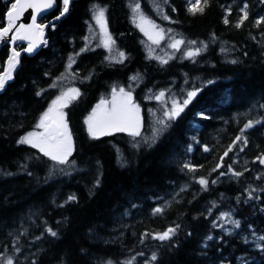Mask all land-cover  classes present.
<instances>
[{
  "label": "trees",
  "instance_id": "16d2710c",
  "mask_svg": "<svg viewBox=\"0 0 264 264\" xmlns=\"http://www.w3.org/2000/svg\"><path fill=\"white\" fill-rule=\"evenodd\" d=\"M14 2L0 0V28ZM136 3L162 31L159 44L137 27L138 19L133 22ZM245 4L248 18L237 28ZM94 5L106 9L114 41L108 48ZM190 6L189 0H74L66 16L47 27L45 45L33 56L21 55L0 92L2 257L13 264H264V240L257 239L264 236V164L257 159L264 156V21L255 23L264 17V3L208 0L195 14ZM62 10L63 0H56L41 21ZM174 40L184 43L173 49ZM25 45L18 41L16 48ZM196 48L202 49L198 55H186ZM9 56L5 44L0 73ZM70 56L75 63L68 69ZM68 88L80 92L65 108L74 141L68 161L74 163L61 165L17 141ZM113 88L131 90L141 109L140 136H90L85 118ZM194 89L184 111L167 120L172 101L182 104ZM161 119L168 127L150 143ZM249 121L260 123L244 129ZM237 136L247 144H234ZM70 195L76 199L69 201ZM225 212L241 227L219 220ZM177 225L171 239L153 238Z\"/></svg>",
  "mask_w": 264,
  "mask_h": 264
},
{
  "label": "snow or ice",
  "instance_id": "6c2138e0",
  "mask_svg": "<svg viewBox=\"0 0 264 264\" xmlns=\"http://www.w3.org/2000/svg\"><path fill=\"white\" fill-rule=\"evenodd\" d=\"M54 0H15L14 3L11 4V7L7 13L8 19V26L5 28H0V40L10 39V40H23V39H30L32 37H36V40H32L29 43L28 47L24 49L26 52H32L36 48L37 40L43 36V25H39L36 23L37 16L33 14L31 24L24 25L20 24L18 27L15 26V21L19 19L20 15L26 8L34 9L36 12H42L44 9L51 8L53 6ZM167 0H165V3ZM264 3V0H261ZM208 0H203V4H201V0H189V4L191 5L188 9L189 12L195 14L197 12H203L204 6H206ZM69 0H63V10L60 13V16L65 15L68 11ZM93 19L95 20L96 24L100 26L101 32L104 34L103 46L108 48L110 44L114 43L112 41V37L108 34L107 31V22L105 17L106 9L103 7L93 6ZM247 5H244V8L241 9L243 12V16L237 22L236 27L239 28L244 20L248 18V13L246 11ZM134 13V20L135 23L137 19L139 23H137V27L140 28L145 35L149 36V39L152 40L154 44H159L160 39H163V36L160 33L156 34V38H154L144 27V25H149L152 28H155L156 25L146 18L140 12V5L136 3L132 9ZM59 19V17H57ZM164 19H168L167 16ZM262 21H264V17L256 20V24L259 25ZM226 24L228 20L225 19L224 21ZM17 35L9 37V32L13 31ZM88 39L87 37L85 38ZM42 43H46L45 41H39ZM184 43L182 40H174L169 46L173 49H178L179 46ZM189 44H196V41H189ZM88 50L87 46L81 49V52ZM202 49L196 48L195 50H189L186 55L188 57H194L200 53ZM151 52V49H150ZM20 53L13 50L12 54L8 58V67L4 69L3 73H0V91L4 90L6 86V82L12 79V70L16 68L17 64L19 63L18 57ZM76 56L80 55V53H76ZM120 62L123 61L125 58V54L123 52L119 53ZM107 59V58H106ZM70 63L68 64L67 68L71 69L73 63H75L74 57H69ZM232 63H236L235 60L231 61ZM161 63H167V60L161 59ZM139 74L137 76L131 77L130 79L136 81L138 80ZM59 79V78H58ZM87 79V77H86ZM211 83V82H209ZM52 86H55L52 85ZM131 88V86H129ZM151 91V90H149ZM199 89H194L187 93V99H184L182 104H178L175 100L172 101V108L170 110L164 111V116L167 120H174L176 117L180 115L181 112L184 111V107L187 106L191 100L197 95ZM37 95H40L38 92ZM80 95V92L76 88H68L66 91H62L61 95L58 96L55 100L52 101V104L49 108L41 115L40 120L36 127L43 128L44 132H30L26 136L21 137L17 143L21 144H29L33 148H38L41 153L45 156H48L51 160L57 162L58 164L64 165L67 163H74L69 162L68 157L72 154V140L71 135L68 132V125L65 121V113L62 109L66 108L68 104L75 100ZM164 96V92L161 91L160 93L156 94L154 98L156 100H160ZM105 101H101L99 105H97L96 109L93 110L92 115H90L87 120L85 121L88 125V131L90 136L96 138L98 135H110L112 132H127L132 137L140 136V118H139V106L135 104L132 100L131 90L125 91L124 88L119 89V101L116 94V89L113 88V100L112 106L110 109L104 108ZM102 110V114H101ZM161 128L154 129L153 131V139L150 143L155 142V137L158 136L168 125L165 123L164 119L157 121ZM254 123H260V121H249L244 125V129L251 128ZM244 129H241V133L244 132ZM243 140V143L246 145L247 140L243 139V136H237L236 140L233 141L235 144L236 141ZM191 145L188 148V151H191ZM232 150V146H229L228 150L224 153V156L228 155V152ZM204 151H208V148L205 147ZM243 151V148H241ZM261 164H264V156L257 158ZM223 160V157H221ZM185 167H189L188 164H185ZM221 165L217 164L216 168H220ZM216 168L213 171H216ZM192 170L191 168L189 169ZM61 172H64V169H60ZM229 172H232L231 166H229ZM54 174V173H53ZM234 176L239 177L242 175L240 172H232ZM221 175H225V173H221ZM217 181H212V183H216ZM99 183V181H97ZM200 185L202 188L206 190L208 181L204 178L199 180ZM183 191V189H181ZM249 198H251V193L249 194ZM76 197L74 195H70L68 200H75ZM213 207L215 205L213 204ZM154 213H160L163 211L161 208H155ZM211 211V209H209ZM219 220L224 221L225 223H231L234 228L238 229L241 227V222L239 220H234L231 218L230 212L221 213ZM213 226L216 227V222H213ZM179 225L176 228H169L163 233L157 234L154 239H159L160 241H165L171 239L172 235L178 230ZM46 231L53 237L57 236V233L53 231L51 228H47ZM227 231V230H226ZM40 237H37L39 239ZM207 240H212V236H208ZM259 240H264V236L257 237ZM259 246V245H258ZM16 251L19 252L20 249L17 247ZM142 255V254H140ZM2 257V254H0ZM135 258L133 257V260ZM157 259V254L154 252L152 254L151 260L155 261ZM0 264H13L12 257H2L0 259ZM35 264V261L33 262ZM128 264H132L131 261Z\"/></svg>",
  "mask_w": 264,
  "mask_h": 264
},
{
  "label": "water",
  "instance_id": "95a60500",
  "mask_svg": "<svg viewBox=\"0 0 264 264\" xmlns=\"http://www.w3.org/2000/svg\"><path fill=\"white\" fill-rule=\"evenodd\" d=\"M72 1H74V0H69V6L71 5ZM69 6H68V10H69ZM54 7H55V0L53 2V6L51 8L44 9L42 12H36L34 9L26 8L23 11V13L20 15L19 19L15 21V26L16 27H18L20 24H24V25L31 24V22H32V16H33V14H35L37 16L36 23L39 24V25H43L44 26V28H43V36L40 37L37 40L36 48L32 52H26V51H24V49L21 50V51H17V52L20 53V55L25 54L26 56H33V55H35L42 48V45L44 43L39 42V41H41V40L42 41H45V29H46V27L50 26L51 24H54L56 21H58L62 17V16H60V13H61L60 12L58 15H56L55 17L49 19L48 21H46L44 23H41L40 22V18L43 15H45V14L49 13L50 11H52L54 9ZM57 17H59V19H57ZM8 35H9V37H11V36L17 35V33L15 32V29H13V31L9 32ZM36 39H37L36 37H32V40H36ZM32 40H30V39H23V40H20V41H26L28 43V45H29V43L32 42ZM17 41H19V40H14L13 41V40H10V39H7V38L4 39V40H0V49H1V47L4 44H9L10 45V54H12V51L15 50V44H16ZM28 45L26 46V48L28 47ZM20 55L18 57L19 62H20ZM18 65H19V63L17 64V66ZM7 67H8V65L6 66V68ZM13 70H12V72H13Z\"/></svg>",
  "mask_w": 264,
  "mask_h": 264
},
{
  "label": "rangeland",
  "instance_id": "374dc122",
  "mask_svg": "<svg viewBox=\"0 0 264 264\" xmlns=\"http://www.w3.org/2000/svg\"><path fill=\"white\" fill-rule=\"evenodd\" d=\"M138 23H139V22H138ZM144 27L147 29V31H148V32H149L154 38H156V34H157V33H160V31H159L156 27H155V28H152V27L149 26V25H144ZM147 36H148V35H147ZM148 37H149V36H148ZM116 94H117L118 101H119V90L116 91ZM131 95H132V100H133V102L135 103L134 98H133V94L131 93ZM112 100H113V94H112V96H111L110 98H108V99H104V100H103V101H105L104 108H106V109H110L111 106H112ZM101 101H102V100H101ZM101 101H99V102H97V103L95 104V106L92 108V110H91V112L89 113V115L87 116V118H88L90 115H92L93 110L96 109L97 105H99ZM135 104H137V103H135ZM137 105H138V104H137ZM62 111L65 113V108L62 109ZM101 114H102V110H101ZM64 118H65V121H66V123H67L66 116H65ZM87 118H86V120H87ZM139 118H140V129H141V126H142V117H141V109H140V107H139ZM67 125H68V123H67ZM86 125H87V123H86ZM87 129H88V125H87ZM32 132H44V129H43V128H36V129L33 130ZM68 132H69L70 135H71L72 149H73L74 141H73V136H72V134H71V132H70V129H69V125H68ZM98 136H99V135H98Z\"/></svg>",
  "mask_w": 264,
  "mask_h": 264
},
{
  "label": "bare ground",
  "instance_id": "6f19581e",
  "mask_svg": "<svg viewBox=\"0 0 264 264\" xmlns=\"http://www.w3.org/2000/svg\"><path fill=\"white\" fill-rule=\"evenodd\" d=\"M12 1V0H11ZM9 10V9H8ZM132 10V9H131ZM66 16V15H65ZM53 17V16H52ZM50 19V18H49ZM61 19V18H60ZM47 29V28H46ZM110 29V28H109ZM44 48V47H43ZM127 90V89H126ZM208 242V241H207Z\"/></svg>",
  "mask_w": 264,
  "mask_h": 264
}]
</instances>
